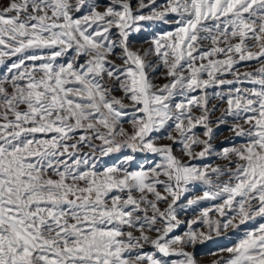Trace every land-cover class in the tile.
I'll list each match as a JSON object with an SVG mask.
<instances>
[{"label": "rangeland", "instance_id": "rangeland-1", "mask_svg": "<svg viewBox=\"0 0 264 264\" xmlns=\"http://www.w3.org/2000/svg\"><path fill=\"white\" fill-rule=\"evenodd\" d=\"M263 50L264 0H0V264H264Z\"/></svg>", "mask_w": 264, "mask_h": 264}, {"label": "built area", "instance_id": "built-area-1", "mask_svg": "<svg viewBox=\"0 0 264 264\" xmlns=\"http://www.w3.org/2000/svg\"><path fill=\"white\" fill-rule=\"evenodd\" d=\"M256 45H258V41H257ZM256 45H255V46H256ZM262 52H264V50H263Z\"/></svg>", "mask_w": 264, "mask_h": 264}]
</instances>
